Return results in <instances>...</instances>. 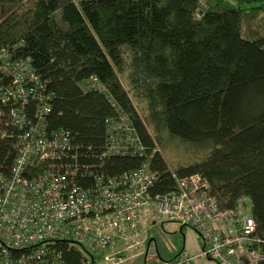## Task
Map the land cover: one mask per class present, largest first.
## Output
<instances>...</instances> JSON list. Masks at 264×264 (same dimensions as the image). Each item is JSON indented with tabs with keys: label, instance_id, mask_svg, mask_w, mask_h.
I'll return each instance as SVG.
<instances>
[{
	"label": "trees",
	"instance_id": "obj_1",
	"mask_svg": "<svg viewBox=\"0 0 264 264\" xmlns=\"http://www.w3.org/2000/svg\"><path fill=\"white\" fill-rule=\"evenodd\" d=\"M19 43L53 94L50 130L71 132L96 173L147 161L100 159L106 123L122 112L152 156V196L200 175L218 208L248 211L264 240V0H0V47ZM91 77L106 94L82 88ZM171 140L202 157L171 171L158 150Z\"/></svg>",
	"mask_w": 264,
	"mask_h": 264
},
{
	"label": "built area",
	"instance_id": "obj_2",
	"mask_svg": "<svg viewBox=\"0 0 264 264\" xmlns=\"http://www.w3.org/2000/svg\"><path fill=\"white\" fill-rule=\"evenodd\" d=\"M23 43L0 47V264H216L264 262V240L252 215L221 211L200 175L176 179L177 190L151 195L158 174L136 129L119 112L106 123L100 159L144 158L116 177L96 173L95 156L71 132L51 131L53 94L37 76ZM82 88L106 94L94 77ZM11 156V158H10ZM192 228L201 253L163 256L151 237L157 227Z\"/></svg>",
	"mask_w": 264,
	"mask_h": 264
},
{
	"label": "rangeland",
	"instance_id": "obj_3",
	"mask_svg": "<svg viewBox=\"0 0 264 264\" xmlns=\"http://www.w3.org/2000/svg\"><path fill=\"white\" fill-rule=\"evenodd\" d=\"M203 1V0H202ZM21 8L27 7V3L20 5ZM256 25H262V17L256 22ZM255 27V26H254ZM123 81V79H122ZM123 84L125 85L124 81ZM142 114V110L138 107ZM143 115V114H142ZM144 116V115H143ZM149 131L152 130L149 128ZM165 147L158 148L160 153L164 156L170 166L171 171L178 169L180 165H185L193 161L199 160L202 157L201 151H197L194 148L182 144L178 141L171 140L168 143L165 142ZM245 203V201H242ZM151 237L154 238L160 247V250L164 257L170 258L174 252L185 249L188 253L197 256L201 253L202 241L199 235L190 227H185L183 233L177 230L174 226L170 225L166 228L157 227L152 231ZM194 264H216L210 260H197Z\"/></svg>",
	"mask_w": 264,
	"mask_h": 264
},
{
	"label": "crops",
	"instance_id": "obj_4",
	"mask_svg": "<svg viewBox=\"0 0 264 264\" xmlns=\"http://www.w3.org/2000/svg\"><path fill=\"white\" fill-rule=\"evenodd\" d=\"M185 250V249H184ZM199 260H204V259H199ZM197 261V260H196Z\"/></svg>",
	"mask_w": 264,
	"mask_h": 264
},
{
	"label": "water",
	"instance_id": "obj_5",
	"mask_svg": "<svg viewBox=\"0 0 264 264\" xmlns=\"http://www.w3.org/2000/svg\"><path fill=\"white\" fill-rule=\"evenodd\" d=\"M180 232H182V230Z\"/></svg>",
	"mask_w": 264,
	"mask_h": 264
}]
</instances>
